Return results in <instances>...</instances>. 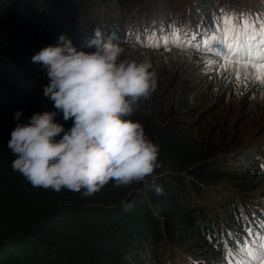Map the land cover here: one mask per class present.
Returning <instances> with one entry per match:
<instances>
[{
	"label": "trees",
	"instance_id": "obj_1",
	"mask_svg": "<svg viewBox=\"0 0 264 264\" xmlns=\"http://www.w3.org/2000/svg\"><path fill=\"white\" fill-rule=\"evenodd\" d=\"M175 1L139 3L131 19L136 0H0V264H239L240 249L264 233V193L257 192L264 145L229 150L224 127L193 119L200 113L196 94L169 98L175 85H167L166 74L156 75V91L126 118L139 121L159 149L160 166L146 182L109 183L85 196L33 187L12 168L15 113L27 123L57 111L43 94L46 69L33 56L57 46L61 35L89 49L96 28L119 43L144 44L154 33L147 30L151 18L159 31L182 30L186 20L187 34L199 36L208 26L200 9L225 5L187 0L180 12L184 0ZM56 122L72 127L62 113Z\"/></svg>",
	"mask_w": 264,
	"mask_h": 264
},
{
	"label": "clouds",
	"instance_id": "obj_2",
	"mask_svg": "<svg viewBox=\"0 0 264 264\" xmlns=\"http://www.w3.org/2000/svg\"><path fill=\"white\" fill-rule=\"evenodd\" d=\"M86 46L94 51L61 35L57 46L32 58L46 69L50 83L43 94L57 111L33 114L27 123H19L22 111L15 113L8 148L13 170L33 187L91 196L109 183L146 182L160 166L158 146L143 125L126 119L156 91L152 63L126 58L125 47L100 28ZM58 113L72 121L70 129L56 122Z\"/></svg>",
	"mask_w": 264,
	"mask_h": 264
},
{
	"label": "rangeland",
	"instance_id": "obj_3",
	"mask_svg": "<svg viewBox=\"0 0 264 264\" xmlns=\"http://www.w3.org/2000/svg\"><path fill=\"white\" fill-rule=\"evenodd\" d=\"M136 1L131 19H135L139 3L151 8L156 0ZM180 1L176 0L174 3L178 4ZM186 1L178 4L180 12L188 6ZM220 6L221 4H218V7ZM213 8L208 5L206 9H200L199 16L204 15L205 23H202L208 26L207 31L199 36L187 34L188 21L185 20V25L182 24L184 27L180 30V43L186 42L190 46L179 47L171 38L174 29H177L176 26H163L162 31H159L151 18L147 30L154 33L145 36L147 43L144 44L121 43L126 49L125 56L140 62L150 61L156 75L166 74L167 85H175L169 98L172 95L182 96L185 92L196 94L199 103L194 106L196 110L200 109V113L193 119L206 120L208 126L224 127V135L227 134L225 144L229 150L246 148L248 145H264V99H261L260 87L250 79H245L243 72L237 78L236 72L226 66L222 59L216 56L215 49L207 43L222 32L225 17L232 19L233 23L239 20L241 27L245 19H250L257 25L264 23V0H225V5L220 10L214 12ZM131 11V7L126 10L127 14ZM139 33L137 30L135 38ZM260 183L257 192L262 194L264 178ZM260 237H264V233ZM252 243L253 241H248L247 245Z\"/></svg>",
	"mask_w": 264,
	"mask_h": 264
},
{
	"label": "snow or ice",
	"instance_id": "obj_4",
	"mask_svg": "<svg viewBox=\"0 0 264 264\" xmlns=\"http://www.w3.org/2000/svg\"><path fill=\"white\" fill-rule=\"evenodd\" d=\"M171 38L179 47L190 46L180 43L179 29H174ZM207 43L215 49L216 56L236 72L237 78L243 72L245 79L258 85L264 99V23L257 25L245 19L241 27L239 20L233 23L225 17L222 32ZM240 254L244 259L239 264H264V237H258L251 247L241 248Z\"/></svg>",
	"mask_w": 264,
	"mask_h": 264
}]
</instances>
